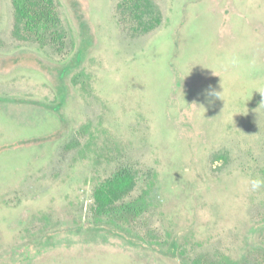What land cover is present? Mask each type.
<instances>
[{"label":"rangeland","instance_id":"obj_1","mask_svg":"<svg viewBox=\"0 0 264 264\" xmlns=\"http://www.w3.org/2000/svg\"><path fill=\"white\" fill-rule=\"evenodd\" d=\"M76 1L0 0V264H264V0Z\"/></svg>","mask_w":264,"mask_h":264},{"label":"trees","instance_id":"obj_2","mask_svg":"<svg viewBox=\"0 0 264 264\" xmlns=\"http://www.w3.org/2000/svg\"><path fill=\"white\" fill-rule=\"evenodd\" d=\"M71 5L75 11V17L79 27V48L77 55L73 58L72 64L76 65L82 54L87 52L91 42L90 28L87 25L86 19L82 12V6L76 0H71ZM152 25V24H150ZM90 35V36H89ZM68 65V64H67ZM57 102L55 109L62 107L68 97L69 89L66 86L64 75L71 70V66H63L57 69ZM53 108V110H55ZM135 180L130 170L119 171L113 177L103 181L94 188V213L99 217L104 215V212L109 210L111 206L118 200H121L125 193L134 187ZM103 217L99 218L100 220ZM98 219V221H99ZM97 220V219H96Z\"/></svg>","mask_w":264,"mask_h":264},{"label":"clouds","instance_id":"obj_3","mask_svg":"<svg viewBox=\"0 0 264 264\" xmlns=\"http://www.w3.org/2000/svg\"><path fill=\"white\" fill-rule=\"evenodd\" d=\"M206 98L208 103L211 104L213 102V98H220L221 99V92H216L215 90L209 89L206 91ZM202 107V106H201ZM204 109V107H202ZM205 111V109H204ZM251 189L253 191L264 187V180L262 179H252L250 181Z\"/></svg>","mask_w":264,"mask_h":264}]
</instances>
